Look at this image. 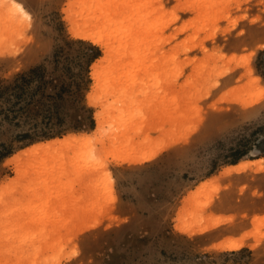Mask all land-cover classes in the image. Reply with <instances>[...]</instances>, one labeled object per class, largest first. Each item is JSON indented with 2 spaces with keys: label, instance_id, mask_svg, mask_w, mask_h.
Listing matches in <instances>:
<instances>
[{
  "label": "rangeland",
  "instance_id": "374dc122",
  "mask_svg": "<svg viewBox=\"0 0 264 264\" xmlns=\"http://www.w3.org/2000/svg\"><path fill=\"white\" fill-rule=\"evenodd\" d=\"M37 67L63 122L3 137L0 264H264V0H0V84Z\"/></svg>",
  "mask_w": 264,
  "mask_h": 264
},
{
  "label": "trees",
  "instance_id": "16d2710c",
  "mask_svg": "<svg viewBox=\"0 0 264 264\" xmlns=\"http://www.w3.org/2000/svg\"><path fill=\"white\" fill-rule=\"evenodd\" d=\"M98 55L99 51L91 54L89 62ZM49 87H57V91L51 93ZM65 91L57 77H49L47 71L40 67L17 74L0 84V159L12 152V146L3 139L4 136L25 141L51 137L59 132L53 122L61 126L63 118L59 115L56 101L62 99ZM16 130L19 131L11 134Z\"/></svg>",
  "mask_w": 264,
  "mask_h": 264
},
{
  "label": "bare ground",
  "instance_id": "6f19581e",
  "mask_svg": "<svg viewBox=\"0 0 264 264\" xmlns=\"http://www.w3.org/2000/svg\"><path fill=\"white\" fill-rule=\"evenodd\" d=\"M62 142H63V140H57V141L54 142V144H53V143L51 144V142H49V143H50V146H51V145H52V146H54V145L56 146L57 143H60V144H61ZM34 146H35V145H34ZM34 146H33V147H34ZM48 146H49V145H48ZM42 147H43V145H41V144L35 146V148H42ZM241 167H242L241 164H236V165L230 167L229 170H239Z\"/></svg>",
  "mask_w": 264,
  "mask_h": 264
},
{
  "label": "snow or ice",
  "instance_id": "6c2138e0",
  "mask_svg": "<svg viewBox=\"0 0 264 264\" xmlns=\"http://www.w3.org/2000/svg\"><path fill=\"white\" fill-rule=\"evenodd\" d=\"M20 6H18V8H19ZM20 11H23V9L22 8H20Z\"/></svg>",
  "mask_w": 264,
  "mask_h": 264
}]
</instances>
